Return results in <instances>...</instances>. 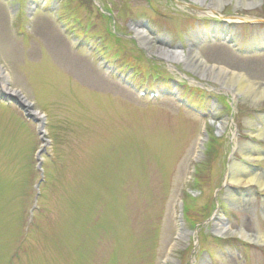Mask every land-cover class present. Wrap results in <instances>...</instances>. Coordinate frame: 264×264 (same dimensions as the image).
<instances>
[{"label": "rangeland", "instance_id": "rangeland-1", "mask_svg": "<svg viewBox=\"0 0 264 264\" xmlns=\"http://www.w3.org/2000/svg\"><path fill=\"white\" fill-rule=\"evenodd\" d=\"M237 1L215 14L189 0H0V65L44 115L40 135L0 102V264H264V186L225 180L232 158L264 170V154L242 157L251 140L264 152L252 135L264 127V0ZM135 28L243 74L260 98L169 65ZM221 219L263 242L217 235Z\"/></svg>", "mask_w": 264, "mask_h": 264}, {"label": "bare ground", "instance_id": "bare-ground-1", "mask_svg": "<svg viewBox=\"0 0 264 264\" xmlns=\"http://www.w3.org/2000/svg\"><path fill=\"white\" fill-rule=\"evenodd\" d=\"M194 4H199L201 6L206 7L207 13H217L218 6L221 0H189ZM237 5L240 7H249L251 5V1L249 0H238ZM242 5V6H241ZM135 31L140 38L142 44L146 46L150 52H152L157 58L167 62L169 65L171 62L182 61L185 63L187 68H190L198 73V75L205 79H212L218 81L220 84L224 85L227 82H237L238 83V92H244V89L249 88L250 90H254V98H260L261 94H257L254 83L251 82L246 76L241 73H236L229 71L223 67H217L215 65L207 64L200 56V54L193 50L189 52L188 55L185 54L184 51L179 49L165 48L153 43L150 38L145 34V32L141 29H136ZM7 73L0 68V84L5 88L3 81L6 80ZM232 84V83H230ZM226 125V122L223 121L220 123V128L223 129ZM252 135L259 139H264V127H258L252 132ZM242 157L246 160H260L262 159L258 152L254 149H245ZM237 163H233L232 170L228 174V182L241 185V186H264V180L257 174L249 173L247 170L241 168ZM231 202L237 205V202H240L241 198L233 197L229 198ZM214 231L222 236H232L240 237L243 240L254 242V243H262L263 236L259 233L252 234L246 232L244 229L232 230L231 228L225 226L223 220L221 219L219 223L216 225ZM185 236L184 232L179 233L178 240L183 239Z\"/></svg>", "mask_w": 264, "mask_h": 264}, {"label": "water", "instance_id": "water-1", "mask_svg": "<svg viewBox=\"0 0 264 264\" xmlns=\"http://www.w3.org/2000/svg\"><path fill=\"white\" fill-rule=\"evenodd\" d=\"M0 68L4 70V68L1 65H0ZM9 83H10L9 78L6 77V80L3 81L5 88L0 84V100L5 101L6 103H11V102L14 103L24 113L26 118L36 123H39V128H40L39 133L41 134L43 118L39 116L38 111L34 110L32 102L28 101L26 97L19 90L11 88ZM251 143L256 146L255 151H257L260 154H264L263 150L258 147V144L255 141H251ZM232 159H233L232 163L228 165L227 167L226 181H228V176H229L228 174L230 173V170H232L233 163L239 164L240 166H242L243 169L247 170L249 173H254L257 170H260V167L257 165L249 164L243 160L238 161V160H235L234 158ZM39 166H40V163H39ZM234 190L237 196L240 198L249 197L256 193V191L251 188L247 189L246 191H240L238 189H234ZM232 236H235V235H232Z\"/></svg>", "mask_w": 264, "mask_h": 264}, {"label": "flooded vegetation", "instance_id": "flooded-vegetation-1", "mask_svg": "<svg viewBox=\"0 0 264 264\" xmlns=\"http://www.w3.org/2000/svg\"><path fill=\"white\" fill-rule=\"evenodd\" d=\"M263 118H264V116H263Z\"/></svg>", "mask_w": 264, "mask_h": 264}]
</instances>
